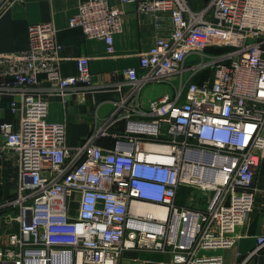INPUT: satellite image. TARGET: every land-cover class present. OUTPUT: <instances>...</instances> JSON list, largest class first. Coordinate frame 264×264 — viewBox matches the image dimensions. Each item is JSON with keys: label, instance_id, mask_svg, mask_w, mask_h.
Segmentation results:
<instances>
[{"label": "built area", "instance_id": "obj_1", "mask_svg": "<svg viewBox=\"0 0 264 264\" xmlns=\"http://www.w3.org/2000/svg\"><path fill=\"white\" fill-rule=\"evenodd\" d=\"M22 1L0 0V16ZM124 4L156 31L139 66L124 71L126 85L136 94L177 76L178 87L174 98L125 115L119 134L97 129L69 147L65 124L47 120V96L64 101L92 84L84 56L75 75H62L52 23L28 28L27 50L0 54L8 79L0 90L16 96L10 111L17 116L16 126L0 123V137L18 166L17 192L0 204L17 226L0 248L1 264H117L125 250L168 252L175 264H222L211 252L232 247L253 210L264 161V0H206L199 10L187 0H87L68 26L102 40L112 55ZM206 70L212 77L198 84ZM41 77L48 95L38 90ZM107 135L116 138L112 148L96 143ZM192 185L206 197L203 207L177 203L179 190ZM262 248L264 234L240 264H256Z\"/></svg>", "mask_w": 264, "mask_h": 264}, {"label": "crops", "instance_id": "obj_2", "mask_svg": "<svg viewBox=\"0 0 264 264\" xmlns=\"http://www.w3.org/2000/svg\"><path fill=\"white\" fill-rule=\"evenodd\" d=\"M87 0H23L13 3L0 16V54L21 52L29 48L28 28L31 25L52 23L57 30V40L62 47L60 71L63 76L77 73V58L86 57L91 74L90 87L74 89L62 101L58 96L48 97L47 120L50 123H64L65 142L69 147L83 143L97 129L108 128L110 133L124 131L123 117L144 110L146 103L163 95L176 96L178 85L170 81L148 83L134 94L126 85L124 71L139 66V56L154 43L156 31L150 19L140 15L134 4L122 5V29L114 36V53H106L102 40L86 38L78 28L68 26L69 19L78 11L81 2ZM115 4L117 0H109ZM192 10L201 9L206 0H187ZM167 18V17H165ZM168 25L165 23V27ZM210 49V48H209ZM211 53L210 51H208ZM141 72V71H140ZM199 74L195 80L202 84ZM212 77V71L207 79ZM38 90L48 95L50 85L42 77ZM8 79L0 74V89ZM168 84L169 86H167ZM16 96L0 90V123L17 125V116L10 111V103ZM181 101L184 97H181ZM137 116V115H132ZM138 118V117H135ZM114 123L108 127L110 122ZM116 138L100 136L96 143L105 148L114 147ZM4 139L0 137V204L12 198L18 188L17 159L10 151L4 150ZM255 201L248 220L238 228L240 237L227 249L211 252L222 257V264H240L244 256L256 246V237L264 234V161L253 181ZM0 212V248L8 241V235L17 226L6 221V214ZM256 264H264V248L255 257ZM1 264V263H0ZM117 264H175L171 255L163 251L125 250Z\"/></svg>", "mask_w": 264, "mask_h": 264}, {"label": "rangeland", "instance_id": "obj_3", "mask_svg": "<svg viewBox=\"0 0 264 264\" xmlns=\"http://www.w3.org/2000/svg\"><path fill=\"white\" fill-rule=\"evenodd\" d=\"M203 76H204L203 79L208 78L207 74H204ZM174 78L175 79H172L170 82L177 86L178 77L174 76ZM166 85L169 86L168 84ZM205 201H206V197H204L203 194H201L198 186L196 185L181 188L177 196V203L184 205V206H190L193 208L203 207L205 204Z\"/></svg>", "mask_w": 264, "mask_h": 264}, {"label": "trees", "instance_id": "obj_4", "mask_svg": "<svg viewBox=\"0 0 264 264\" xmlns=\"http://www.w3.org/2000/svg\"><path fill=\"white\" fill-rule=\"evenodd\" d=\"M227 50V48H210L208 49L207 51H210L212 54H221L223 52H225ZM210 70H206V71H203L201 74V77L203 78L204 74H207V77L210 75Z\"/></svg>", "mask_w": 264, "mask_h": 264}]
</instances>
